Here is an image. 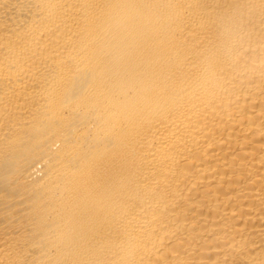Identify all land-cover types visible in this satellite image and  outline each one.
<instances>
[{
	"label": "bare ground",
	"instance_id": "6f19581e",
	"mask_svg": "<svg viewBox=\"0 0 264 264\" xmlns=\"http://www.w3.org/2000/svg\"><path fill=\"white\" fill-rule=\"evenodd\" d=\"M0 264H264V0H0Z\"/></svg>",
	"mask_w": 264,
	"mask_h": 264
}]
</instances>
